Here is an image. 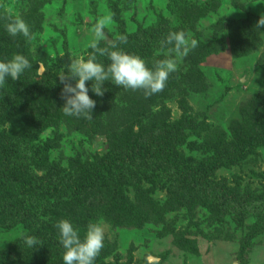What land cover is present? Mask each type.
<instances>
[{
  "label": "rangeland",
  "instance_id": "1",
  "mask_svg": "<svg viewBox=\"0 0 264 264\" xmlns=\"http://www.w3.org/2000/svg\"><path fill=\"white\" fill-rule=\"evenodd\" d=\"M261 14L264 0H0V61L22 54L31 64L17 80L7 77L0 88V137L14 142L27 178L36 187L46 182L64 186L103 172L99 169L101 156L119 158L112 174L106 170V176H112L104 191L90 193L86 199L85 220L80 224L79 200L71 195L49 201L36 197L29 205L31 215L26 216L14 209L11 212L3 199L4 192L11 191L0 188V264H63L58 252L64 249L55 227L61 219L69 220L81 239L89 222L102 223L104 247L94 264H264V28H256ZM8 17L22 18L35 38L10 36L5 30ZM103 17L111 18L104 30L106 39L121 44L119 37L126 36L127 43L122 44L129 54L136 46L149 50L147 40L152 39V58L174 56L160 44L170 31H184L189 40L197 41L187 56L177 58V72H187L194 57L196 75L205 82L187 96L192 115L184 127L165 132L172 139L179 134L187 137L182 152L191 172L200 178L192 187L193 196L179 183L176 172L173 180L177 182L171 190L183 187V197L155 186L157 177L174 171L158 152L154 154L159 156L157 161L138 160L137 155L152 142L141 145L135 138L127 143L118 140L114 150L115 142L109 144L106 136L98 135L91 142L79 128L68 131L69 119L79 118L63 114L64 101L46 83L67 73L70 58L87 60L93 54L90 30ZM103 43L100 40L99 47ZM36 82L47 86L48 103L27 108L23 101L30 98L24 87ZM164 105L171 122L183 118L179 99H165ZM162 143L167 146L164 140ZM123 147L126 151L119 155L116 151H124ZM127 155L135 157L131 164ZM235 190L242 191L240 195L249 192L251 197L243 199L250 205L236 206ZM229 191L231 196L226 195ZM224 195L231 204L222 205ZM13 196L22 202L23 195ZM149 197L153 205L167 206L168 221L184 212L178 222L182 233L192 222L185 213L200 211L204 216L200 233L185 235L187 239L181 243L171 235L159 237L164 234L160 226L143 222ZM251 198L258 200L252 202ZM209 200L218 207L207 209ZM26 235L38 240L48 237L52 241L48 256L47 248L43 255L37 246L28 247Z\"/></svg>",
  "mask_w": 264,
  "mask_h": 264
},
{
  "label": "trees",
  "instance_id": "2",
  "mask_svg": "<svg viewBox=\"0 0 264 264\" xmlns=\"http://www.w3.org/2000/svg\"><path fill=\"white\" fill-rule=\"evenodd\" d=\"M7 35L6 31L5 34ZM155 35V34H154ZM14 38V37H13ZM15 42H19L15 40ZM152 39H148L147 43L149 44V50L145 51V46H136L130 49V54L139 55L140 57H145L146 64L149 68H153L155 59L152 58L154 55V50L151 47ZM106 43H103L101 47H105ZM123 46V47H122ZM119 49H122L125 52H128L126 49V45L118 44ZM99 61L107 67L110 63L106 56H100L97 54ZM194 57L191 59L192 64H188V71L184 73H178L177 71L170 74L165 87L162 91L151 95L148 98H145L143 91H132V90H125L113 84L111 81H105L103 84L104 95L97 96L94 92L91 91L93 81L86 82V87L89 89V96L96 102V107L93 110V119H69L68 122L77 123V127L71 128V125L68 126V131L73 133L76 128H79V132L81 134H85V136L91 141L95 142L97 136H106L108 139V143L110 141L115 142V146L112 147L116 150V144H118V140H124V142H129L131 138H135L138 144L143 145L144 142L151 143L146 145L145 150L142 152L146 155H137L138 160L142 163L147 162L150 163L157 161L159 156L166 157L164 161L170 170L174 171V174L165 173L163 176L157 177L154 180L155 186H159L161 188H167L172 191L173 195L176 197L181 198L183 197L184 192H181L183 187L175 188V190H171L172 186L177 182V180H173L176 176L179 177V183L184 185L187 189L192 191V187H196L199 183L200 178L198 175L190 169L191 167L188 166L186 163L185 156L182 152L183 144L186 143L187 137L185 135L179 134L174 139L167 135L169 129L172 130L175 127H179L182 129L185 125L186 119L191 118L192 108L188 104L187 96L192 93L193 91H197L201 84L205 81L201 76L196 75L197 73V63L193 60ZM55 82V83H54ZM42 82H36L35 84L28 85L24 87V91L29 92V98L26 101H23L24 106L33 107L35 105L42 104L44 106L45 103H48V99L46 98L44 91H47V86L44 87ZM54 83V84H52ZM49 90L51 92H55L61 96V92L63 89V84L60 83L58 80H53V82H47ZM75 84L73 83V86ZM25 95V93H24ZM179 99V102L183 108V118L178 122H171L170 113L167 107L164 105L165 99ZM155 107L158 108L155 110ZM99 115H103L102 119ZM172 132V131H170ZM168 136V137H167ZM166 142L167 146L162 142ZM13 141L11 139H3L0 137V188H3L4 191L10 190L14 193H19L23 195V200L20 203L18 197L10 195V193L6 194L4 192V198L12 210L21 211L26 216H30V209L29 205L36 197L44 198L42 200L49 201L54 197L62 198L70 196L74 199L79 200L78 203V210H77V221L80 222L85 220L84 215L86 213V199L89 197L90 193L98 194L107 187L109 180L112 175L106 176V173L109 174L113 173V169H116V164L119 166L118 160L119 158L114 155L112 156H101L99 166L103 172H96L94 175L91 173L85 176L82 182H72L66 185H59L54 186L51 183H43V186L40 185L36 187V185L27 178L26 169L24 165H22L17 153L15 151V146L13 145ZM93 144V143H92ZM150 149V150H149ZM123 150H117L116 152L119 155H124L126 148L123 147ZM155 151V153H154ZM158 152L159 156L155 157L154 154ZM130 156V164L132 160H135L134 155H127ZM98 158V157H97ZM125 164V163H123ZM138 163L133 162V165ZM108 168V171L106 172ZM125 169V167H123ZM112 169V170H111ZM132 172V170L130 171ZM137 174V173H136ZM141 175H144L145 172H141ZM174 181V182H173ZM173 182V183H171ZM193 182V183H192ZM139 183V181H138ZM171 185V186H170ZM13 188V189H12ZM139 189L137 188L138 196ZM231 191V189H230ZM227 193L226 195L231 196V192ZM239 192H242L239 190ZM238 190L232 192L233 196L235 194L236 200H234V204L236 206L243 205L244 203L250 205V203L246 202L244 196L246 198H250L251 194L249 192H243L245 195H240ZM193 191L191 195L193 196ZM226 195H224L223 201L224 205H228L225 202L230 203L226 200ZM26 198H29L27 201ZM234 198V197H233ZM231 199V197H230ZM242 199V200H241ZM252 200V198H251ZM258 198L253 199L252 202L257 201ZM12 202H16L15 205L11 204ZM232 202V201H231ZM152 199L149 197L145 200L144 210L142 211L143 222L148 225L153 226H160V228L164 231V234L159 236L162 237L164 235H171L174 238V241L177 243H181L180 241L186 236H196L200 233V227L203 224L204 216L200 214V211L197 213L192 212V210H188L187 214L190 216L192 222L187 224L185 233L180 232V228L182 225L180 222V215L179 214L172 217L170 221L167 220L166 214L167 206L160 205V204H152ZM209 208L212 207V210L218 207L217 204L213 203L209 200ZM202 205V203H200ZM231 204V203H230ZM77 205V204H76ZM202 210V209H201ZM162 211V213H161ZM50 214L55 215L57 217L55 210H50ZM220 218V217H219ZM218 218V220H219ZM195 220V221H194ZM177 221V222H176ZM194 221V222H193ZM179 228V229H178ZM193 228L197 230L196 233L190 231ZM83 234V233H82ZM186 235V236H185ZM187 239V238H186ZM39 241L42 242V246H37L44 255V250L47 248L45 256H48L50 246L52 245V241L48 237H43ZM59 243V242H58ZM33 248V247H32ZM31 248V249H32ZM34 249V248H33ZM64 251H59L58 254H63ZM45 258V260H49V258Z\"/></svg>",
  "mask_w": 264,
  "mask_h": 264
},
{
  "label": "clouds",
  "instance_id": "3",
  "mask_svg": "<svg viewBox=\"0 0 264 264\" xmlns=\"http://www.w3.org/2000/svg\"><path fill=\"white\" fill-rule=\"evenodd\" d=\"M7 19L5 30L10 36L23 35L29 41L35 38L22 18ZM110 20V17L100 18L90 30L94 36L90 45L93 54L87 60L82 57L70 58L67 73L61 72L57 76L63 84L61 99L64 105L61 110L66 116L93 119L96 102L88 94V81L94 82L91 91L101 97L104 95L102 86L105 81H111L125 90L143 91L145 98L162 91L170 74L177 71V58L187 56L197 47V41L189 40L184 31H170L160 44L174 56L155 60L153 68H149L139 55L129 54L119 49L117 41L106 39L104 30ZM256 28H264V14H261ZM100 40H105V47H99ZM119 43H127V37L121 35ZM97 54L108 58L110 63L107 67L97 62ZM29 68L30 62L22 54H13L10 60L0 61V88L5 86L7 77L17 80ZM72 81H75L74 86ZM55 227L58 229L59 243L64 249L63 264H94L104 247L102 223L89 222L83 239L69 220L61 219ZM24 241L28 247L42 246L35 236L26 235Z\"/></svg>",
  "mask_w": 264,
  "mask_h": 264
},
{
  "label": "water",
  "instance_id": "4",
  "mask_svg": "<svg viewBox=\"0 0 264 264\" xmlns=\"http://www.w3.org/2000/svg\"><path fill=\"white\" fill-rule=\"evenodd\" d=\"M150 260L154 261L155 259L154 258H151Z\"/></svg>",
  "mask_w": 264,
  "mask_h": 264
}]
</instances>
